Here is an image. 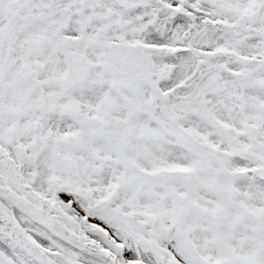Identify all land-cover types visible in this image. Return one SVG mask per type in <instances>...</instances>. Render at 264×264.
Returning <instances> with one entry per match:
<instances>
[{
  "label": "snow or ice",
  "instance_id": "obj_1",
  "mask_svg": "<svg viewBox=\"0 0 264 264\" xmlns=\"http://www.w3.org/2000/svg\"><path fill=\"white\" fill-rule=\"evenodd\" d=\"M0 264H264V0H0Z\"/></svg>",
  "mask_w": 264,
  "mask_h": 264
}]
</instances>
